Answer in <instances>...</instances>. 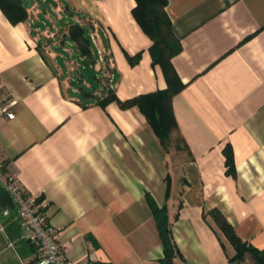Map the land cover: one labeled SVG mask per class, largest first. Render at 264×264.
<instances>
[{"label":"crops","instance_id":"obj_1","mask_svg":"<svg viewBox=\"0 0 264 264\" xmlns=\"http://www.w3.org/2000/svg\"><path fill=\"white\" fill-rule=\"evenodd\" d=\"M53 3L57 34L23 2L29 16L17 24L0 9V161L25 196L47 205L68 258L163 264L151 202L167 211L175 264H239L230 263L237 252L215 211L263 250L264 0H167L181 45L171 71L185 86L172 108L190 152L167 151L137 106L103 104L110 92L126 102L169 85L134 14L137 1ZM59 51L102 72L101 88L88 92L82 75L76 86ZM37 259L0 185V264Z\"/></svg>","mask_w":264,"mask_h":264},{"label":"trees","instance_id":"obj_2","mask_svg":"<svg viewBox=\"0 0 264 264\" xmlns=\"http://www.w3.org/2000/svg\"><path fill=\"white\" fill-rule=\"evenodd\" d=\"M138 6L134 14L144 30L152 37L153 46L150 50L154 65H161L168 76L169 85L166 89L152 93L139 95L126 102H120L113 92L103 101L104 106L110 102H119L122 108L137 106L146 117L148 123L154 129L164 148L169 151L174 144L176 151L190 152L186 141L180 133L175 119L172 100L174 96L184 89L179 77L172 72L171 59L181 51V45L175 38L171 21L165 11L167 0H136ZM0 9L14 24L28 19V10L21 0H0ZM75 32L76 30L73 29ZM78 43L86 46L87 40L83 36L77 38ZM84 50H86L84 48ZM141 54L134 58H128L132 65L140 61ZM228 169L234 170L233 162L228 160ZM154 217L156 219L162 242L164 244L165 257L163 264H175L177 256L176 246L173 241L169 218L166 210H160L154 202H151ZM216 223L236 249V256L230 263L264 264V249L260 250L245 243L236 234L234 228L227 222L220 212H213Z\"/></svg>","mask_w":264,"mask_h":264},{"label":"built area","instance_id":"obj_3","mask_svg":"<svg viewBox=\"0 0 264 264\" xmlns=\"http://www.w3.org/2000/svg\"><path fill=\"white\" fill-rule=\"evenodd\" d=\"M4 112L7 110L4 109ZM9 119L15 114L8 112ZM0 185L12 198L14 207L21 219V225L28 241L37 247V264H95L94 254L81 261L68 258L60 241L58 229L51 223L50 211L44 202L29 198L17 177L6 171L0 161Z\"/></svg>","mask_w":264,"mask_h":264},{"label":"rangeland","instance_id":"obj_4","mask_svg":"<svg viewBox=\"0 0 264 264\" xmlns=\"http://www.w3.org/2000/svg\"><path fill=\"white\" fill-rule=\"evenodd\" d=\"M54 0H22L23 4L30 8L32 12H37L39 15L38 25L46 32L52 34L56 33V26L59 25V14L54 8ZM57 19L58 22H55ZM60 50V49H59ZM61 51V50H60ZM60 68H62L68 77H75V85L80 87L81 83L78 81V76L82 75L85 79V88L90 93H95L101 88V81L103 79L102 72H96L93 68H86L84 64H79V54L69 52L63 54L60 52ZM67 55V61L64 59ZM76 58V59H75ZM107 98V94L106 97ZM172 150L176 149L175 145H171Z\"/></svg>","mask_w":264,"mask_h":264},{"label":"water","instance_id":"obj_5","mask_svg":"<svg viewBox=\"0 0 264 264\" xmlns=\"http://www.w3.org/2000/svg\"><path fill=\"white\" fill-rule=\"evenodd\" d=\"M61 23H62V25H67V24H71L72 21L66 22V18H63V19L61 20Z\"/></svg>","mask_w":264,"mask_h":264}]
</instances>
